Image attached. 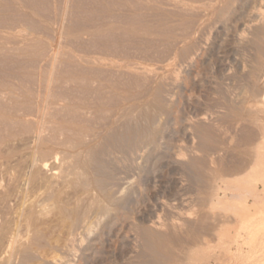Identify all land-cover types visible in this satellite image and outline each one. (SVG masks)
I'll list each match as a JSON object with an SVG mask.
<instances>
[{"label": "rangeland", "instance_id": "1", "mask_svg": "<svg viewBox=\"0 0 264 264\" xmlns=\"http://www.w3.org/2000/svg\"><path fill=\"white\" fill-rule=\"evenodd\" d=\"M99 150L107 177L79 163ZM53 172L67 181L49 182ZM81 172L126 202L96 261L58 216L80 195L71 180ZM260 173L264 0H0V227L11 217L28 240L33 209L53 243L43 259L264 264V188L248 182ZM8 254L5 264H45Z\"/></svg>", "mask_w": 264, "mask_h": 264}, {"label": "bare ground", "instance_id": "2", "mask_svg": "<svg viewBox=\"0 0 264 264\" xmlns=\"http://www.w3.org/2000/svg\"><path fill=\"white\" fill-rule=\"evenodd\" d=\"M103 154H104L103 151H100V150L96 151L88 159L81 160L79 163L81 164V166L83 167L84 170L91 168L92 170H94L95 174L103 175V176L107 177L108 176L107 171H106L107 165H106L105 160L103 158ZM33 168L34 167H32L30 169L33 170ZM46 169H48L47 164L42 165L40 168L39 167L36 168L35 169L36 171L34 173H32V171H31V173L33 175L31 178L33 181L32 184L33 183L35 185L41 184L42 181L41 182L39 181V178H38L39 175L37 176V173H40L41 171L43 172V170H46ZM82 173L83 172H81L80 174H76L75 179L71 180V183L73 184V186L77 190V193H80V195L76 199L74 206L71 207L66 203L65 204L63 203V205H59L58 206V216L61 219V221L65 224L66 229L65 228L64 229L66 230V233L68 232L69 236L71 237L70 238V242H71L70 245L73 244V246H76L77 243H79V245H77V246L80 250H82L83 255L84 256H88V255L93 256V259L96 261L99 259V256H98L99 251L103 247H105L104 246L105 244L103 241V236L104 235L112 236L115 234V232L117 230L119 218H118V214L115 212V210H116L115 208L122 206V204L126 203V202H124L125 200L113 201V199H114L113 195H112V193L109 194V192H107L108 191L107 186H106V184H104V181L102 179L93 178L92 180H89L85 177V175H84L85 173L84 174H82ZM258 174L259 173H257V175ZM40 175H42V173ZM45 176H46V174H45ZM256 176H254V178L248 182L249 183L261 182L263 185V188H264V175L260 173V175L258 177H256ZM40 179H42V178H40ZM48 179L50 180L49 182H51L53 184L59 182L60 180L67 181V177H63V175L60 176L57 172H53L50 175L48 174ZM92 188L96 189L98 192L105 195L107 200L112 202V203H110V205H108V204H105V203L98 201L97 200L98 198L94 199V197L92 196V193L90 192V190ZM253 188H254V186H253ZM28 190H29V188H28ZM262 192L255 194V198H254L255 202L259 203L261 201ZM238 194H235V197L234 196L233 197L236 198L238 200V203L240 204L238 209L240 210V212L242 214L243 223H244V225H246L247 224L246 215H248L249 208L247 206V203L245 202V198H246L245 195H243L241 193H238ZM51 199H52V195L49 194L48 196H45V201H49ZM111 206L113 208H111ZM32 211H33V209L31 210V212ZM3 212L6 213L5 211H3V208H2L1 213L4 216ZM31 212H29V214H26V215H28L26 217L28 219L26 222L27 223L26 226H27V231L29 233L28 234L29 239L25 240L24 242H22L21 240L18 241V239H17L18 238V232H19L18 231L19 230L18 229L19 221H18V225H17V223H15V221L11 220V217H10V219H8V216L5 215V216H7V219L6 218L4 219V222H3L2 226L0 227V237L2 238V241L0 243V247H2V245H4V241L7 239L9 242L5 241L6 242L5 245H7V243H10V245L8 244L7 248H5V249L3 248L5 251H2V253L0 254V260H1L2 264H5L7 262V254L8 253H9L8 255L11 254V255L20 256L22 262H24V263L30 262L34 258L39 257L41 260H43V263H45V264H68L63 258H61L59 256H54L50 260L43 259L44 258L43 257V255H44L43 251L47 247L53 245V243H52V241L50 242L49 240H47L45 238V236L43 237L38 230H35V228H34L35 226H33L35 214L33 215V212L32 213ZM257 219H259L258 211L253 213V215L249 219V222L252 224V222L256 221ZM62 222H60V223H62ZM63 223H62V225H64ZM77 232H79V234ZM76 233L81 236V239H80V237H79V239L75 238V236H77V235H75ZM256 233H257L256 234V237H257L258 234L260 233L259 229L256 231ZM68 234H66V237ZM141 235L144 238L146 245L148 247H150V235H149V233L147 231L143 230V231H141ZM256 237H254V239H256ZM84 240L87 241V244L85 246H83L81 244L82 241H84ZM17 242L19 244V247H17V249H15L11 252V250L13 249L12 244L13 243L16 244ZM124 242H125V240H124ZM65 244H68V243H65ZM65 246L66 245H64V247ZM3 249H1V250H3ZM67 251L70 254L71 250H67Z\"/></svg>", "mask_w": 264, "mask_h": 264}]
</instances>
